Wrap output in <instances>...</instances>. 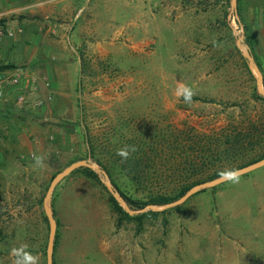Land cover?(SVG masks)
<instances>
[{"label": "rangeland", "instance_id": "1", "mask_svg": "<svg viewBox=\"0 0 264 264\" xmlns=\"http://www.w3.org/2000/svg\"><path fill=\"white\" fill-rule=\"evenodd\" d=\"M64 1L87 5L60 17L39 0H0V264L21 245L48 264L45 200L59 173L96 164L88 142L107 163L125 145L166 151L181 130L240 131L264 118L241 51L264 72V0ZM185 88L199 99L186 103ZM255 158L240 156V168ZM81 169L48 200L53 264H264V167L152 214L149 192L116 165L133 211L147 208H123L128 217L113 208L108 175L96 172L99 183ZM167 176L152 181L176 179Z\"/></svg>", "mask_w": 264, "mask_h": 264}, {"label": "trees", "instance_id": "2", "mask_svg": "<svg viewBox=\"0 0 264 264\" xmlns=\"http://www.w3.org/2000/svg\"><path fill=\"white\" fill-rule=\"evenodd\" d=\"M262 73L264 75L263 71ZM192 99L198 100L199 98ZM255 100L264 102V98L256 92ZM170 139L164 142L170 147L166 148L168 149L166 151L153 147H149L152 149L147 151L137 146L136 148L139 149L132 153L126 162H121V158L114 154L110 156L107 163L98 157L96 147L90 141L88 142L89 156L105 171L114 189L132 210L131 198L113 179V168L116 165L130 178L137 189L149 192L147 204L163 207L180 200L195 186L219 179L222 170L240 169V156L247 155L248 152L256 153L257 158L248 159L247 164L264 160V118H259L258 122L255 121L250 127L240 129V131L224 130L212 134H201L192 129L191 132L181 130L177 134L174 133ZM250 148L253 150L251 151ZM114 157L115 160H113ZM160 161L165 162L166 166L159 165ZM242 164L241 166L245 167L244 163ZM80 171L86 177L100 183L99 175L94 170L83 168ZM167 175L176 177V179L164 182V184L152 181L153 177ZM153 190L161 191L153 192ZM110 201L116 212L128 217L120 202L113 196ZM164 211L162 210L161 213ZM151 213L159 214L160 211Z\"/></svg>", "mask_w": 264, "mask_h": 264}, {"label": "water", "instance_id": "3", "mask_svg": "<svg viewBox=\"0 0 264 264\" xmlns=\"http://www.w3.org/2000/svg\"><path fill=\"white\" fill-rule=\"evenodd\" d=\"M236 6H237V0H233V7L236 8ZM240 47H241V44H240ZM241 51H242L244 57L249 61L250 68L252 70L256 71L257 74H258L257 90H258L259 94L264 98L263 75H262L260 69L258 68V66L255 64L254 58L246 50L241 49ZM262 167H264V160L256 162L254 164L247 165V166H245L243 168L238 169L237 171L239 173V176H241V175H244V174L249 173L251 171H254L256 169L262 168ZM79 168L92 169L95 172H97L98 174H104V176H106V178H108L106 173L103 172L97 166V164L92 163V162H90L88 160L78 161V162L72 164L71 166H69L66 170H64L63 172L59 173L56 176V178L52 182V185H51V187L49 189V192H48V196H47V198L45 200L46 212H47L48 218H49V220L51 222V235H50L49 247H48V264H53L54 245H55V238H56L57 229H58L57 222L54 219V216H53L51 210L47 206L48 200H49L52 192L56 188V186L65 177L69 176L72 172H74L76 169H79ZM225 182H227V181H225L222 177H220L217 180H214V181H211V182H207V183H203L201 185L195 186L183 198L163 206L161 210H165V209L173 207V206H178V205L182 204L183 202H185L194 193L202 191V190H206V189H209V188H213V187L221 185V184H223ZM109 190L111 191L113 196L121 203L122 207L126 210L127 213L134 215V214H138L140 212H145L147 210V208L143 209L141 211H133V210H131L129 205L120 197L119 193L113 188V186L111 184H109ZM151 207H152V209H154L156 211H159L155 206L152 205Z\"/></svg>", "mask_w": 264, "mask_h": 264}, {"label": "clouds", "instance_id": "4", "mask_svg": "<svg viewBox=\"0 0 264 264\" xmlns=\"http://www.w3.org/2000/svg\"><path fill=\"white\" fill-rule=\"evenodd\" d=\"M183 98L186 103H190L194 93L191 89L183 90ZM135 145H125L117 150V155L121 158V162H126L132 153L136 152ZM37 164L42 163L40 158H36ZM220 176L227 182L238 183L239 173L234 169H226L220 172ZM10 255L14 258L12 264H39V256L27 251V245H21L18 248L11 249Z\"/></svg>", "mask_w": 264, "mask_h": 264}, {"label": "crops", "instance_id": "5", "mask_svg": "<svg viewBox=\"0 0 264 264\" xmlns=\"http://www.w3.org/2000/svg\"><path fill=\"white\" fill-rule=\"evenodd\" d=\"M39 1H40L39 4H45L46 8L52 9L53 13H55L57 16H60V17L66 16L69 10H73V9L75 10L77 8H78L77 10L79 11L84 10L85 6L87 5V2H86L85 5L80 7L76 5L74 2L64 1V0H39ZM59 3L61 5H59ZM46 18H49V17H46ZM1 104L4 105L2 102Z\"/></svg>", "mask_w": 264, "mask_h": 264}, {"label": "built area", "instance_id": "6", "mask_svg": "<svg viewBox=\"0 0 264 264\" xmlns=\"http://www.w3.org/2000/svg\"><path fill=\"white\" fill-rule=\"evenodd\" d=\"M5 36V31L3 30V28H0V38ZM19 81V76H16L11 82L12 83H18ZM4 97V91L0 90V98L3 99L4 103H9V99L8 98H3Z\"/></svg>", "mask_w": 264, "mask_h": 264}]
</instances>
